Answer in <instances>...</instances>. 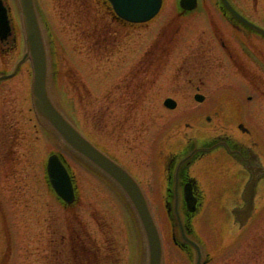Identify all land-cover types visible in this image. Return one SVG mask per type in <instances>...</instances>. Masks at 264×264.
<instances>
[{"label": "rangeland", "instance_id": "1", "mask_svg": "<svg viewBox=\"0 0 264 264\" xmlns=\"http://www.w3.org/2000/svg\"><path fill=\"white\" fill-rule=\"evenodd\" d=\"M6 1L11 8L13 20L18 24L16 1ZM72 1L38 0L42 17L48 21L57 44L55 45L57 52L55 50L56 53L52 55V63L56 68L54 77L57 78L54 80L53 90L55 94L58 93L64 98L63 101L57 100L78 127L112 156L123 161L149 191V199L164 241V264H188L179 249L175 251V248L167 247L169 231L165 221H162L165 214L158 208V203L162 205V202L157 200L159 197L153 190L152 170L155 164L152 155L155 148L156 152L158 148H163L159 138L167 129L183 128L190 123H193L192 127H198L204 122L195 118L196 113L199 114L203 107L193 99V94L197 90L195 88L205 95L206 101L214 98L221 86H230L229 66L220 63V56L218 59L215 54L211 55V61L206 67L200 66L197 62L188 63L193 66L188 67L183 62L184 45L194 38V34L202 31V28H208L209 25L201 21V16L197 12L191 16L179 15L177 0H164L163 9L154 20L134 27L115 24L104 12L105 6L98 0ZM72 5L75 7L72 8ZM263 7L261 3L254 7L252 2L249 5L246 1L242 8L247 11L251 9L250 12L256 11L257 8L264 14ZM88 17L91 20V27L87 24ZM257 17L255 18L264 22L263 17ZM74 19H79L80 26L74 27ZM186 29L189 30L184 33ZM17 31L20 34L19 26ZM21 49L10 55V64L20 57ZM160 54L161 59L166 56L163 58L164 61L159 63L157 58ZM117 59L121 61L119 64H116ZM7 66L0 62V73ZM13 66L9 65L11 67L9 70ZM22 78H26L25 83L21 81ZM29 79L25 71H22L16 79L10 80L19 83L12 90L14 94H19L16 100L18 107H14L13 110L17 112L20 108L24 112L20 120L21 127H18L20 130L16 133L20 143L16 148L17 155L14 156L20 160L26 158L28 163L24 161L23 169H13L14 173H22L14 184H33L34 189L44 191V194L42 193L44 205L48 206L46 210L57 208L51 195L44 190L41 180L43 172L45 173L44 163L47 155L52 152L60 153L72 169L78 184L76 222L80 217L84 221L86 215V220L91 223L88 224L90 227L96 229L98 227L106 232L109 248L107 254L111 261L115 260L117 264H138L144 248L132 210L121 198L119 191L112 190L100 182L95 172L89 171L78 160L70 157L60 143L52 141L42 131L39 133L35 131L32 127L33 116L29 111L31 107ZM77 84V91L73 94L72 85ZM132 93L136 98H126L129 97L127 94ZM7 97L14 96L10 92ZM166 97H172L177 101L175 109L169 110L163 106L162 102ZM4 109L0 108V114L5 113ZM13 114L10 109L3 123H10L9 121L15 117ZM118 127L123 128L120 130ZM37 150H42V156L39 158L37 156L40 152H36ZM22 151L28 155L24 156ZM40 158H43V163H40ZM19 164L23 166L22 161ZM1 184L3 183L0 181ZM0 196L5 203L4 208L8 209L9 205L5 200L7 195L1 193ZM37 205L38 203L34 207ZM12 207L14 209V206ZM161 207L165 211L163 205ZM16 210L20 216L21 209L17 207ZM14 213L15 210H12L11 214ZM62 216L66 221L70 220L68 214L63 213ZM211 217V214L203 211L195 218L194 225L198 229V234L202 235L199 226L208 222ZM202 236L206 239V250L214 252L211 236L207 233L206 236ZM17 241V245L12 247L16 254L13 264H26L21 252L25 247L21 239ZM37 242H40L39 239ZM34 246L28 245V249H35ZM220 261L222 264L224 259ZM36 262L37 260L32 258L30 264H38ZM252 264L260 262L252 261Z\"/></svg>", "mask_w": 264, "mask_h": 264}, {"label": "flooded vegetation", "instance_id": "2", "mask_svg": "<svg viewBox=\"0 0 264 264\" xmlns=\"http://www.w3.org/2000/svg\"><path fill=\"white\" fill-rule=\"evenodd\" d=\"M214 8L221 9L219 4H215ZM218 13L223 16V12ZM223 18L225 19V16ZM212 32L214 38L212 41L209 38L208 44L212 45L215 42V45L218 44L223 49L225 61L232 67L236 88L229 94L230 98H226L229 99L228 106L231 108L227 111L228 114L224 113L228 116L227 122L220 124L217 120H222L219 115L217 118L214 114L213 117L205 115L203 118L208 124L199 127L200 145H218L208 151V154L195 156L194 164L181 169L179 180L183 182L182 184L191 182L193 193L200 199L198 208L203 205L202 198L205 191L216 197L237 198L244 183L252 180L256 181L255 192L258 198L264 201V47L254 43L252 35L243 29L215 28ZM203 51H205L204 47ZM255 53L258 59L253 60L252 56ZM209 104L210 101L203 107L202 112L206 111L202 115L212 110L211 105L209 109ZM215 110L216 108L211 112ZM11 128L0 127V163L6 165L11 163ZM220 142L226 143L231 151H238L235 157L241 154L240 160L245 161V168L242 163L237 165L223 160L221 154L223 156L225 154L224 144ZM17 177L11 173L0 174V181L3 182L0 186L8 188L0 190L5 192L7 195L5 200L11 204L22 202L20 200L22 195H18L19 191L11 189V183ZM169 180H172V177H169ZM200 180L205 183L203 188L199 184ZM73 183L75 186L74 181ZM166 191L169 196L172 195L171 187H167ZM4 204L0 196V230L7 232L6 242H10L9 231L13 227V220L11 212L4 208ZM42 208L43 206H38L35 213H30L28 207L24 209L20 217L21 229L26 232L25 235L22 234L25 236L22 237L23 245L34 244L39 239L43 245L42 264H51L52 261L55 264H71L70 256L60 254L58 246L64 248L68 246L69 249L76 243L77 226L70 224L68 228H60L53 214L48 211L45 216ZM261 213L264 214V210ZM189 217L187 215L185 218L184 225L192 236ZM258 220L262 221V219ZM254 224L255 222L247 224L245 228L239 230L240 232L238 231L239 237L231 247L234 252L216 254L208 262L204 256L202 264H220L222 259H224L222 264H252V261L264 264V222ZM1 238L3 237L0 234ZM237 244L241 246L238 249L235 248ZM183 246L188 253L190 248ZM185 261H188V258Z\"/></svg>", "mask_w": 264, "mask_h": 264}, {"label": "water", "instance_id": "3", "mask_svg": "<svg viewBox=\"0 0 264 264\" xmlns=\"http://www.w3.org/2000/svg\"><path fill=\"white\" fill-rule=\"evenodd\" d=\"M116 11L131 20H144L151 17L159 7L160 0H112ZM28 46L27 56L31 58L34 76L32 95L34 107L40 118L51 126L79 155L86 158L109 175L126 193L138 214L148 249L147 264H161L162 250L160 239L152 220L148 204L138 185L119 166L96 150L55 108L46 91V56L44 44L36 18L32 0H18ZM4 20L0 16V25ZM173 106V103H170ZM50 181L60 195L71 196L68 175L56 156L48 163ZM64 184V185H63ZM188 198V196L186 195ZM190 202V200H188ZM198 264V261H197Z\"/></svg>", "mask_w": 264, "mask_h": 264}, {"label": "bare ground", "instance_id": "4", "mask_svg": "<svg viewBox=\"0 0 264 264\" xmlns=\"http://www.w3.org/2000/svg\"><path fill=\"white\" fill-rule=\"evenodd\" d=\"M52 41V40H51ZM53 42V41H52ZM55 51V50H54Z\"/></svg>", "mask_w": 264, "mask_h": 264}]
</instances>
